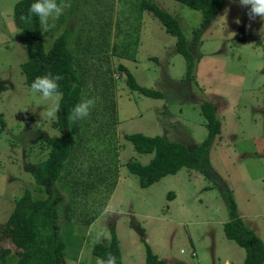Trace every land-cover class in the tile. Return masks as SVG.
<instances>
[{
    "label": "rangeland",
    "instance_id": "374dc122",
    "mask_svg": "<svg viewBox=\"0 0 264 264\" xmlns=\"http://www.w3.org/2000/svg\"><path fill=\"white\" fill-rule=\"evenodd\" d=\"M17 1L0 0V226L25 188L44 197L50 186L66 243L62 264H96L92 247L110 242L112 225L124 264H145L142 238L170 263L245 264L244 248L223 227L230 192L264 241V19L227 0L192 46L201 10L154 0L178 18L189 41L194 66L187 77L175 36L141 9V0H61L62 14L49 19L47 30L40 27L42 43L49 50L68 27L82 79L80 102L90 100L91 107L87 117L72 119L75 142L61 179L38 184L33 165L48 156L46 138L61 130L57 116L45 114L49 102L21 71L27 48L14 18ZM120 65L163 96L131 90ZM203 101L215 105L221 121L208 174L181 168L142 187L126 162L147 163L153 153L137 152L124 135H162L192 147L207 135ZM15 259L10 253L0 264Z\"/></svg>",
    "mask_w": 264,
    "mask_h": 264
},
{
    "label": "trees",
    "instance_id": "16d2710c",
    "mask_svg": "<svg viewBox=\"0 0 264 264\" xmlns=\"http://www.w3.org/2000/svg\"><path fill=\"white\" fill-rule=\"evenodd\" d=\"M177 1L202 12L200 26L194 29L191 40V45L196 46L201 42L204 29L222 10L227 0ZM56 2L60 5L61 0ZM30 3L31 0H18L14 6L15 22L24 31L27 48V59L21 63L25 82L30 87L36 77L46 74L60 77L57 81L58 92L61 94L58 102L60 107L55 123L61 134L46 138L48 156L33 165L36 182L45 184L46 181L53 183L61 179L62 170L71 154L75 140L70 112L81 100L82 79L76 68L75 52L68 44L70 34L68 27L55 38L51 48L45 50L38 18L28 20ZM140 7L155 17L166 32L175 36V51L184 57L185 74L189 77L194 66V53L190 50L189 41L178 18L154 0H141ZM195 59H198V56ZM120 67L126 74V82L131 90L153 98L163 96L161 91L139 84L127 67L123 65ZM261 71L264 73V63ZM200 108L207 135L192 147L162 135L138 132L124 135L132 142L137 152L153 153L147 163L136 159H129L126 162L128 169L139 177L142 187L151 185L167 174L176 173L181 168L207 173L210 151L221 133V121L211 101H203ZM47 192V196L35 197L29 188H25L14 202L9 217L0 226V261L3 263H6L7 255L13 253L16 259L11 264H62L66 243L60 231L59 209L50 186L47 187ZM227 199L230 219L223 227L226 237L244 248L245 264H264L263 239L244 222L230 192ZM142 240L145 244V264H191L185 261L167 262L154 253L144 238ZM92 252L101 260H107V254L111 253L116 257V264H124L119 238L113 225L110 227V242L96 243L92 247Z\"/></svg>",
    "mask_w": 264,
    "mask_h": 264
},
{
    "label": "clouds",
    "instance_id": "9594fccd",
    "mask_svg": "<svg viewBox=\"0 0 264 264\" xmlns=\"http://www.w3.org/2000/svg\"><path fill=\"white\" fill-rule=\"evenodd\" d=\"M241 6L248 9L251 17L259 16L264 19V0H239ZM63 5H58L56 0H31L29 4L28 20L31 21L33 17H37L40 27L47 30L51 25L48 23L49 19H56L62 14ZM60 79L58 75L46 74L36 77L30 84L31 90L39 93L42 100L48 101L46 105V116L49 119H55L58 109L60 107L58 101L60 93L58 92V83ZM91 107L90 100H84L73 106L70 116L75 120L87 117ZM99 240V235L96 237ZM96 264H116V257L107 254V260L97 259Z\"/></svg>",
    "mask_w": 264,
    "mask_h": 264
}]
</instances>
